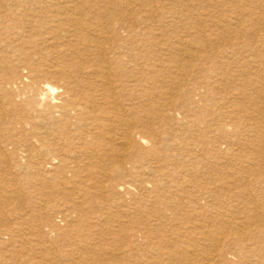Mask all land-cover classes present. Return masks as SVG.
<instances>
[{"label": "bare ground", "instance_id": "6f19581e", "mask_svg": "<svg viewBox=\"0 0 264 264\" xmlns=\"http://www.w3.org/2000/svg\"><path fill=\"white\" fill-rule=\"evenodd\" d=\"M142 5L143 0H0V249L3 248L0 260L3 262L119 264L114 250L109 248L111 237L91 241L104 233L119 239L122 228L104 225L108 214L115 212L136 218V210L144 207L158 218H178L175 215L181 201L171 192L166 193L171 188L169 182L162 183L155 174L159 170L153 165L140 164L156 161L163 166H180L167 149L170 139L163 142L151 132L148 115L160 108L150 100L145 88L151 84L158 95L167 89L170 101L167 103H172L178 94L176 88L184 81L182 61L191 55L199 57L211 52L208 50L211 34L189 30L177 41L156 37L170 52L159 51L160 55L153 57L143 51L139 33L133 29L134 19L139 20L144 9ZM154 13L170 17L169 10L164 8L153 9L150 17ZM237 22L239 26V19ZM261 23V27L252 29V35L263 44L264 22ZM46 25L49 31L42 36L40 26ZM215 26L223 36L228 32L231 38L229 30L226 32L228 23ZM165 73L175 77L168 80ZM194 94L199 95L197 91ZM229 124L217 130L225 133L233 127ZM258 134L264 137L263 132ZM50 199L68 200L71 205L64 216L75 217V223L63 228L64 217L56 219V205L50 206ZM194 205L191 213L202 214L201 204L196 201ZM238 227L219 231L205 230L202 225L194 227L198 231L186 232L178 242L169 239L168 245H162L159 240L153 249L158 250L157 264H245L257 247L252 245V232ZM129 229L127 236L137 240L144 231L151 230L139 220ZM67 234L78 236L88 246L72 247L70 252H78L77 256L59 250L67 260L63 262L52 253L50 244L55 245L61 235ZM52 235L55 237L51 238ZM98 248L96 260L93 252ZM135 248L139 251V244ZM135 259L140 262V251ZM261 263L264 264V257Z\"/></svg>", "mask_w": 264, "mask_h": 264}, {"label": "rangeland", "instance_id": "374dc122", "mask_svg": "<svg viewBox=\"0 0 264 264\" xmlns=\"http://www.w3.org/2000/svg\"><path fill=\"white\" fill-rule=\"evenodd\" d=\"M143 4L141 9H144L140 12L139 20L133 21V29L135 28L134 31L139 33L138 38L143 51L153 57H158L160 52L164 54L170 52L164 49L167 45L159 43L156 37L163 38L162 41L164 39L177 41L179 37L189 33V30H197V32L204 30L203 33L211 34L208 42L210 46L208 50L211 49V52L206 51L204 56L199 57L191 55L185 57L187 61H182L185 67L184 81L182 80L176 88L179 95L172 99V103L168 104L170 101L167 89L160 88L165 91H159L162 93L158 95L150 86L151 84L145 88L150 94V100L158 103L160 108L148 115V117L151 116L148 118L151 132L158 140L163 139V142L170 139L167 149L169 152L171 150L172 159L179 162L177 165L180 164V166L178 168H174L172 164L163 166L156 161L153 164L142 161L140 164L143 167L153 165L159 170L155 174H158L162 183L169 182L171 188L170 191L166 190V193L171 192L175 199L181 201L178 214L175 215L178 218H158V216L150 215L144 207L139 211L136 210L137 220L147 223L151 228L150 231H144L137 240L127 236L130 232L129 228L136 225V218L133 215L129 217L111 212L108 214V221L103 223L114 229L122 228L119 239L104 233L103 236L98 235L101 236L100 238L97 237L96 240L91 239V241H101L111 237L108 240L111 243L109 248L114 250L113 255L119 264H157L158 250L153 249L156 248L155 245L159 240L162 245H168L169 239L178 242V238L183 239L186 232L195 230L194 227L205 225V230L214 228L227 231V229L230 230V226L238 227L243 223L239 227L244 226L248 229L247 231L252 232L254 237L252 245L257 247L252 259L248 258L245 264H252L254 261H257L256 264H262L264 257V137L260 136L258 131L264 134V43L253 39L252 29L255 26L261 27V22H264V0H143ZM153 5L155 7H152ZM163 8L169 10L170 17L166 18L162 14L157 16V13L150 17L153 9ZM148 13L149 16H147ZM236 18L240 21L239 26ZM223 21L229 24L226 32L229 30L231 38H228V32L226 36H223L221 29L215 26L223 25ZM191 25L192 28H189ZM40 31L42 36H46L49 31L48 26H40ZM166 76L168 80L175 77L173 74ZM166 85L167 82L165 87ZM196 91L199 95L194 94ZM162 108H165V111ZM229 123L233 127L227 129L225 133L217 130V127H226ZM175 148L179 150H172ZM204 172L207 174H202ZM176 181L178 184L175 183ZM196 201L203 208L202 214L190 211L195 208ZM48 203L50 206L56 205L57 214L54 213L56 219H60V216L64 217L61 221L64 222L61 225L63 228L68 227L69 223H75V217L64 216L71 205L68 200L56 202L50 199ZM188 211L190 213L186 214ZM90 221L95 222L92 218ZM231 231H234V228ZM149 236L150 240H147ZM53 237L55 235L51 236ZM60 237L55 245L50 244V246L52 253L55 252L63 262L67 260L60 255L62 250L64 253L77 256L78 252H70L72 247L88 246L80 242L79 237L73 234ZM130 237L132 240H129ZM138 244L141 260L136 263L135 255L139 251L135 247ZM2 250L3 248L0 249V254ZM151 250L153 251L150 252ZM99 251L100 248L96 250V253L93 252L96 260L99 258ZM3 261L0 260V264H10Z\"/></svg>", "mask_w": 264, "mask_h": 264}]
</instances>
